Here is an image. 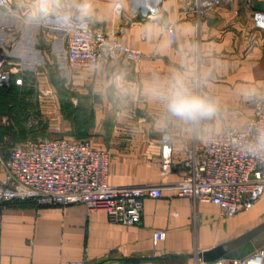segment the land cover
<instances>
[{"label":"crops","instance_id":"obj_1","mask_svg":"<svg viewBox=\"0 0 264 264\" xmlns=\"http://www.w3.org/2000/svg\"><path fill=\"white\" fill-rule=\"evenodd\" d=\"M155 1L93 0L90 15L80 17L63 0V7L42 19L46 27L59 25L58 16L74 13V22L101 25L109 37L144 53L140 61L106 59L98 69L77 68L72 77L76 101L92 109L86 137L110 155L109 183L161 185L163 195L146 198L141 221L132 225L82 203L10 202L3 211L0 264H209L201 252L264 221V195L249 210L226 216L212 202L179 196L173 186L182 178L190 141L198 139L202 146L209 135L230 128L208 131L207 124L244 127L254 115V99H264V28L254 20L264 0H223L208 9L194 0H158L156 13L151 10ZM37 7V0H0V11L23 13L30 20L37 17ZM34 23L40 22H29ZM169 24L175 27L174 39ZM31 28L19 25L20 38ZM176 77L194 93L218 101L217 114L198 122L171 116L149 88L166 87ZM246 89L256 95L245 98ZM167 131L175 142L170 171L162 166ZM159 230L167 236L155 242ZM263 245L264 233L217 264H238Z\"/></svg>","mask_w":264,"mask_h":264},{"label":"built area","instance_id":"obj_2","mask_svg":"<svg viewBox=\"0 0 264 264\" xmlns=\"http://www.w3.org/2000/svg\"><path fill=\"white\" fill-rule=\"evenodd\" d=\"M199 8L214 7L223 0H194ZM264 28V10L254 13ZM171 39L175 27L167 26ZM66 61L75 68H100L106 59L140 61L144 53L111 38L101 25L78 22L70 31ZM0 68V84L9 79ZM22 83V79H18ZM264 130V99H258L252 118L244 127H230L208 136L205 143L188 147L180 166L182 178L173 186L179 196H188L218 205L221 213L233 216L252 208L264 195V157L253 156L245 145ZM175 146L170 133L162 139V166L170 171ZM109 153L90 139L69 136L44 137L16 146L6 159L0 157V250L3 211L10 202L34 201L39 205L82 203L90 210L101 209L118 223L136 224L142 219L148 197L163 195L161 185H113L108 181ZM166 231L154 234L155 242L166 238ZM238 264H263L264 246ZM63 264H86L69 260Z\"/></svg>","mask_w":264,"mask_h":264},{"label":"rangeland","instance_id":"obj_3","mask_svg":"<svg viewBox=\"0 0 264 264\" xmlns=\"http://www.w3.org/2000/svg\"><path fill=\"white\" fill-rule=\"evenodd\" d=\"M42 18L39 16L36 21L40 23L32 25L29 24L32 20L23 13L0 11V68L10 73L9 79L0 84V157L3 159L29 140L60 136L88 139L86 132L92 125V109H84L76 101L79 94L72 74L77 68L68 65L65 58L70 31L76 22L71 18L69 27L54 22L46 27ZM21 24L32 27L22 38ZM257 100L254 99L255 104ZM242 125L207 124L208 131ZM200 142L192 140L187 146Z\"/></svg>","mask_w":264,"mask_h":264},{"label":"clouds","instance_id":"obj_4","mask_svg":"<svg viewBox=\"0 0 264 264\" xmlns=\"http://www.w3.org/2000/svg\"><path fill=\"white\" fill-rule=\"evenodd\" d=\"M37 17H32L35 22L39 16H46L53 8L64 6L63 0H37ZM68 7L80 17H87L93 10V0H69ZM57 22L62 27L71 26V14L65 13L57 17ZM154 99L163 101L166 111L181 120L198 122L211 119L218 112V101L194 93L186 86L180 77H176L168 86L152 85L149 88ZM245 98L251 99L256 95L255 89H246ZM245 150L253 156L264 157V130L257 131L255 138L245 145Z\"/></svg>","mask_w":264,"mask_h":264},{"label":"water","instance_id":"obj_5","mask_svg":"<svg viewBox=\"0 0 264 264\" xmlns=\"http://www.w3.org/2000/svg\"><path fill=\"white\" fill-rule=\"evenodd\" d=\"M151 10L155 13L158 12V0H156L151 6ZM262 233H264V221L234 239L228 240L211 249L201 252L199 256L203 261L209 264H217L225 259L230 252L238 249Z\"/></svg>","mask_w":264,"mask_h":264}]
</instances>
